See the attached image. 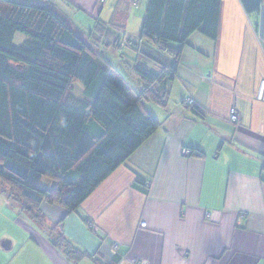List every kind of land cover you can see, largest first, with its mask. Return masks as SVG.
<instances>
[{
    "label": "crops",
    "instance_id": "crops-1",
    "mask_svg": "<svg viewBox=\"0 0 264 264\" xmlns=\"http://www.w3.org/2000/svg\"><path fill=\"white\" fill-rule=\"evenodd\" d=\"M120 1L129 7L126 37L132 38L129 21L141 0L137 7L134 0L53 5L67 20L85 14L80 26L72 25L89 37L96 19L110 22ZM133 40L137 49L128 46L136 52L147 47L153 60L148 68L171 63L141 37ZM262 81L264 5L248 14L241 0H224L217 38L200 32L189 38L168 85V107L155 104L161 110L152 111L147 104L160 128L78 212L43 203L46 223L40 225L13 205L0 184V264H264V102L256 100ZM190 101L202 116L183 105ZM233 109L237 122L230 118ZM184 148L196 154L183 156ZM142 179L148 187L138 186ZM65 216L66 238L94 260L74 263L54 245L50 226Z\"/></svg>",
    "mask_w": 264,
    "mask_h": 264
},
{
    "label": "trees",
    "instance_id": "trees-1",
    "mask_svg": "<svg viewBox=\"0 0 264 264\" xmlns=\"http://www.w3.org/2000/svg\"><path fill=\"white\" fill-rule=\"evenodd\" d=\"M222 1L148 0L141 39L171 63L160 70L138 64L143 87L131 97L105 57V48L113 45L137 49V42L126 37L129 7L123 1L110 22L96 19L89 36L98 40L94 47L50 0H0V184L13 205L40 225L46 223L43 203L78 212L160 128L147 104L168 107V85L189 38L196 32L217 38ZM241 2L248 14L264 5V0ZM17 33L28 40L15 45ZM78 81L84 87L80 97ZM183 105L202 116L194 103ZM44 178L52 181L49 187L40 185ZM137 183L148 187L143 179ZM66 217L50 226L54 245L74 263L94 260L66 238Z\"/></svg>",
    "mask_w": 264,
    "mask_h": 264
},
{
    "label": "rangeland",
    "instance_id": "rangeland-1",
    "mask_svg": "<svg viewBox=\"0 0 264 264\" xmlns=\"http://www.w3.org/2000/svg\"><path fill=\"white\" fill-rule=\"evenodd\" d=\"M18 1H23V0H18ZM50 1L52 2V4H55L57 2V0H50ZM81 1H83L84 7H88L91 4L90 0H81ZM141 2H143L142 7L136 10V13L134 12V14H132V16L130 17L129 27H128L130 36L132 37V39H137L136 41H138V37H141V28H142V23H143L144 18L143 20L141 19L143 17V13H144L143 11H145L147 7L148 0H141ZM131 5H133V3ZM84 19H85V14H71L68 17V21L67 20L66 21L68 23L73 22L77 26H80V24L84 22ZM81 36L85 40H87L89 43L93 44L94 47L95 46L99 47L98 40L96 41L94 40L95 36H94V39L84 34H82ZM26 40H28V37L26 35L22 33H17L14 39V44L22 45ZM144 42L149 45L148 46L149 48H152V47L157 48L156 45H154L153 43L149 42L146 39H144ZM114 46L115 45H113L111 48H105V50H107L105 51V57L106 59H108V61L112 63V65L114 66L113 69L115 73L119 76V80L122 83H124L126 87H128L130 96L133 97L143 87V82L138 76L137 71H136V69L138 68L137 65L143 64L146 67L151 68L153 67V63H152L153 60L149 59L146 55L147 47L142 48L140 53H138L134 49H131L128 46L123 47V48H117V49H115ZM149 48L148 50H149L150 55L151 54L153 55L152 50L154 51V49L151 50ZM76 84H75L76 85L75 94L76 96L80 97L83 94L84 87L79 81ZM148 107L152 111L155 110V108L160 109L158 106L152 103H150ZM51 184H52V181L49 180L48 178L42 179L40 183V185L43 187H49Z\"/></svg>",
    "mask_w": 264,
    "mask_h": 264
},
{
    "label": "built area",
    "instance_id": "built-area-1",
    "mask_svg": "<svg viewBox=\"0 0 264 264\" xmlns=\"http://www.w3.org/2000/svg\"><path fill=\"white\" fill-rule=\"evenodd\" d=\"M103 1H106V0H103ZM139 4H140V0H134L132 6H133V7H137ZM256 99H257L258 101H260V102H264V81H262V82L259 84V88H258V91H257ZM190 103H193V102L190 101ZM237 115H239V113L237 112L236 109H233V110L231 111V115H230V118H231V120H232L233 122H236V117H237ZM182 154H183V156H186V157H192V156H194V155L196 154V152H193L191 149L184 148V149L182 150ZM142 225L145 226L146 224L143 223ZM89 226H90L91 228H94V227H95L94 224H93L92 222L89 223ZM117 248H118V244L113 243V244H112V249H113L114 251H116ZM139 264H144V263H143V262H139Z\"/></svg>",
    "mask_w": 264,
    "mask_h": 264
},
{
    "label": "bare ground",
    "instance_id": "bare-ground-1",
    "mask_svg": "<svg viewBox=\"0 0 264 264\" xmlns=\"http://www.w3.org/2000/svg\"><path fill=\"white\" fill-rule=\"evenodd\" d=\"M257 100V99H256ZM239 120V115H237V117H236V122Z\"/></svg>",
    "mask_w": 264,
    "mask_h": 264
}]
</instances>
